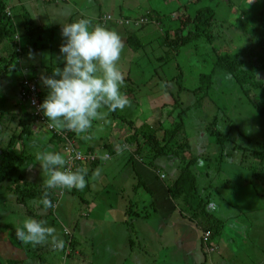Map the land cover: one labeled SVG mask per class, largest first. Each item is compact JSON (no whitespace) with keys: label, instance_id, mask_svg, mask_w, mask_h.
<instances>
[{"label":"rangeland","instance_id":"rangeland-1","mask_svg":"<svg viewBox=\"0 0 264 264\" xmlns=\"http://www.w3.org/2000/svg\"><path fill=\"white\" fill-rule=\"evenodd\" d=\"M7 1H9L10 5L17 6L19 9L20 7L18 5L23 4L26 9H23L22 11L30 10L29 8H32L33 10L31 13L39 24H44L50 21V19L48 20L45 17L38 19L39 13L34 11V7H31L38 4L43 5L39 1ZM70 1L71 0H59L53 4H56V6H62L67 3L70 4ZM248 1L250 0H192V2L189 3V11L194 12L197 8L207 5L214 7L217 10L220 22L217 21L215 33L218 37L216 38L215 44L211 43L207 37H203L189 46L184 48L181 46L182 48H179L176 51L168 46L163 47L162 43L165 36L162 34L165 32L164 28L167 29L170 26L176 28L178 26L180 21L177 17L183 12V9L179 8L182 3L187 2L186 0H80L83 6L78 10L85 14V18L91 19L93 24L106 14H112L114 16V19L110 20L107 28L117 26L118 19L122 18L121 12L123 9H132L126 14L129 18H139V16H143L145 9H154L160 13V16H163V21L161 22L162 25L159 24L160 22L156 16L145 28L139 31L138 36L142 44L145 45L137 51L130 49L126 42L128 35L137 29L135 24H118L120 25L119 30H121V32L117 33L121 36L124 43V50L121 54V59L118 62L120 69L125 76L126 86L122 91H124L129 98L130 106L126 107L124 110H117V116H124L127 120H133L137 127H141L146 121L154 123L156 120L161 119V121L164 122V126L167 128L171 124V121L168 119V113L174 108L172 106L174 104L173 95L180 93L181 86L191 88L190 90L181 93V99L184 106L190 104L194 107L184 116V119L186 121V134L190 140L191 147L193 146L189 157L193 156V158H196L194 167L198 170H200L199 166L201 167V162H203L204 168L201 169L202 172L215 169L218 173V171L223 169L225 165L227 166L228 163H231L228 167L235 170L239 166L238 162H240V159L243 157V154H241L243 152H240L239 150L233 152V143L231 147L230 145H227L224 147V151H222L221 146L217 144L215 138L210 134V138L207 136L205 127L208 124V121L212 119L213 115L217 114L220 109L223 111L222 115L232 116L233 120L240 126L241 131L245 136L240 137L238 131H236V133H238L236 136L239 138V142H245L248 151L257 150L256 145H260V147H258L259 150H264V117L255 110L256 108L251 102L252 98L255 103L263 102L264 104L263 88L254 89L251 94L248 95L242 91L228 72L217 70L215 77L213 78L214 86L206 98L201 99L200 97L202 94L205 95L206 90H203L200 95L199 93L197 95L191 91L193 88L199 86L200 74L202 72L209 73L213 70L214 65L212 55L214 54L215 45H217L219 49H224L225 52L231 50V54L235 55L241 54L243 52V45L250 41V38L237 34V24L235 25V22L239 17L237 8L241 9L246 7V9L250 8L249 10L261 8L260 3L258 5V3L255 2L253 6H250ZM232 3H234V6L237 5L238 7L232 8ZM85 10H88L87 13H84ZM71 12L72 15L70 14ZM71 12L66 11V14H70L71 16L65 24L83 18L80 14L74 11ZM250 14L251 15H246L244 18H246V20L248 18L246 24H249V28L252 27L253 29L254 20H251V16H253L254 13L252 12ZM61 31L62 26H60L59 30H57L54 35H46L43 40L37 38L33 39L31 37H25L20 40L19 42L22 48L27 49V51L29 46H33L34 42L38 44L39 48L33 52H25L22 54L21 58L15 59L11 64L13 67L11 73L2 74L0 71V108L4 109L2 112L4 114V119L6 118L3 120V126H7V128L4 129L10 132V134H12L13 129H16L14 128L15 126L20 130L23 128L19 125L20 121L18 115L20 111H16L15 104H20L21 106L26 104V109L30 115L34 110V107L30 105L29 102L24 103L19 96L22 84L23 92L25 87L30 88L31 84H28L27 82H36L35 78H37L40 89L47 95L48 89L43 85L41 77L51 76L52 72H54L57 67L61 69L63 68V63L60 59V46L65 42V39L62 37ZM257 31L258 34L256 35H264V29L261 30L259 28ZM173 32L174 30H172L169 38L175 37V33ZM233 37L236 38L235 43L232 42ZM12 40L8 39L5 41L4 45L2 44V47L0 48L1 56L4 55L7 57L13 54L14 44ZM42 44H46V46L43 47ZM249 44L256 47V44H253L252 42ZM261 51L262 52L256 54L253 59L255 66L264 69V50ZM159 56H162L166 61L164 62L156 59ZM243 59L245 61L244 64H247L248 58L243 56ZM198 99L199 104L196 107L195 102ZM104 111V118L93 122V127L89 130L90 133L87 134V136L90 137L89 142L92 144H100L102 143L100 141L101 137H108V140L113 143L116 150L120 148L123 149L122 154L114 156V161L117 160L116 169L119 174L112 170L110 164L105 168L106 172L109 174L106 178L103 180L100 178L92 180V187L94 185L98 189L91 191L85 188L80 191V194L85 196V199H88L87 202L82 201L74 194L66 192V195L60 197L55 205V215L53 216L59 220L60 227L73 229L76 223H78V226L81 227L80 229L82 230V226L85 225L86 234L90 236V233L92 232L90 238H93L95 243L99 241L101 245V248L99 249L97 246L95 247V254L96 257H99L100 262L94 263L95 256L92 253L93 249L89 248L90 245L88 242H85L87 252L83 254L79 249L76 250L74 259L71 262L70 259H68L66 264H102L103 259L108 254L106 250L114 246L115 248L118 247L116 251L118 261L114 264H120L121 259L128 255L139 254L136 250L123 249L125 242H127L131 234L128 233L126 239L122 238L126 235L123 231L126 224L124 221H121L123 216H121L122 212H120L126 199L130 202H132V199H136L135 193L133 195V192L140 181V178L134 170L136 169V167L133 166L134 161L129 158V151L131 149L134 150L135 147H122L118 142V139L125 138L129 133L134 132V128L130 127L126 120L123 121L121 120L122 118L117 117L114 112L108 113L106 109ZM180 111L181 108H178L175 113ZM29 117L31 118V116ZM39 128L41 131H34V139H30V137L26 146L28 151H30L31 142L33 145L35 144L34 146L36 147L33 146L32 152H27V156H34V158L36 156V160L38 154L46 148L45 145L52 140V132H50L45 126ZM160 136H163V132H160ZM38 143L40 144V147L36 145ZM50 147L51 145L48 146L47 151L50 150ZM101 152H103V150L99 153L101 154ZM147 153L148 152L143 151L141 154L144 156L143 158L145 159V162L149 161ZM250 159L252 158H248V160ZM161 161H164V159ZM36 162L40 164L38 161ZM109 163L110 162L108 161V164ZM210 165H212L211 168H209ZM171 172L172 171H170L169 168L165 170L168 177L167 180H165L167 185L172 183V179L174 178V174ZM114 174H117V176L115 175L114 177ZM31 175L33 178L38 176L39 180L36 182L40 181L43 183L46 173L43 172L40 165H37L35 172L31 173ZM261 180L264 181V173L262 178H253L250 183L248 182V184H246V190L250 193L246 198V202L249 204L243 202V204H237L235 208H232V206L225 200L219 202V206H221L222 209H225L227 212H232L237 216L232 220L229 228L230 231L234 233L233 238L237 241L236 245L238 247H243L246 253L248 252V258L243 261L242 256H238L237 264H252V257L254 258L256 255L257 258H260L258 257V248L256 247H264V200L263 206H259L261 197L257 199V196L261 192L259 191V186L261 185V190L262 186H264V182H261ZM217 182H220V180ZM254 184H257L258 187L253 188ZM138 190L145 192V188L143 187L138 188ZM254 194H256V196ZM261 194L264 195L263 192H261ZM11 195L14 194L8 189V187H5L3 190L0 189V200L5 197L6 205L11 206V210H6L3 209V205H0V223L2 224L3 222V225H5L10 231L4 234V232L0 230V259L2 262L4 260L25 259L28 264H36L37 259H33L34 256L31 257V252L20 247L15 249V245L12 244V241L9 243L8 235L10 236L9 233L14 230L12 226H15L16 228L20 227L22 224H18V222L20 219L26 218L24 213L21 212L20 207L16 205V202L14 200H8L11 199ZM147 201L149 200L147 199ZM158 201L161 202L160 200ZM258 202L259 205H257ZM93 203H95V207L90 208V205ZM39 212L47 213L41 210ZM168 213L170 215H177L176 211H168ZM159 216L163 215L159 214L154 218H159ZM239 222L246 223V236L251 235V239L253 240L252 244L238 242L240 241V237L244 234L238 227ZM101 223L102 226H100ZM52 226L55 227L57 233V230L59 229L58 222L56 223L54 221ZM137 228L140 229L139 226H137ZM142 232L146 234V231L143 229ZM12 234L13 233H11V237ZM50 242L52 243L51 238L48 240V243ZM137 245L141 246L139 243H137ZM119 249H123V252H120ZM54 252L59 251L56 250ZM67 252H71V250L68 249ZM224 254L226 253L224 252ZM86 259H88V262H83ZM60 260L61 257H57V259H53V262L54 264H60ZM227 260H229V258L216 264L236 263L235 260ZM138 264H140V262H138Z\"/></svg>","mask_w":264,"mask_h":264},{"label":"trees","instance_id":"trees-1","mask_svg":"<svg viewBox=\"0 0 264 264\" xmlns=\"http://www.w3.org/2000/svg\"><path fill=\"white\" fill-rule=\"evenodd\" d=\"M36 1L43 4H38L36 5V8L34 7V11L39 13L38 19H40L42 17H49L46 11L48 9L46 8L57 0ZM186 1L187 2L182 3L179 8L183 9V12L177 17L180 21L178 26L176 28H172L171 26L167 29L164 28L165 32L162 34L165 36L162 43L163 47L168 46L177 51L179 48H182L181 46H183V48L189 46L203 37H207L211 43L215 44L216 38L218 37L215 33V29L217 21L220 22L217 10L214 7L207 5L197 8L192 12L188 10L189 3H191L192 0ZM248 2L250 3V6H253L255 2H257L258 5L260 3L261 8H257L256 10H249V7V9H246V7L241 9L237 8L239 17L237 18L235 25L237 24V34L250 38V41L243 45V52L241 54L235 55L231 54V50L225 52L224 49H219L217 45L214 46V54L212 55L214 65L213 70L209 73L202 72L200 74L199 86L191 90L197 95L198 93L200 95L203 90H206L205 95L202 94L200 96L201 99L206 98L212 91L214 86L213 78L215 77L217 70L228 72L242 91L248 95H250L254 89H264V69L255 66L253 59L256 54L262 52L261 50H264V35H256L258 34L257 30L259 28L261 30L264 29V0H250ZM18 6L20 9L17 6L10 5L7 0H0V48L8 39H13L12 41L14 44V52L11 56L6 57L0 55V71L2 74L11 73L13 70L11 65L12 62H14L15 59L21 58L23 53L33 52L39 48L38 44L34 42L33 46H29L27 51V49L22 48L19 42L20 40L25 37L43 40L46 35H54L60 28L51 24L49 21L44 24H39L31 13L33 10L32 8H29L30 10L22 11L23 9H26L25 6L23 4H19ZM231 6L232 8L238 7L237 5L234 6V3H232ZM252 12L254 13V15L251 16V20H254L253 29L252 27L249 28V24H246L248 18L247 20L244 18L246 15H251L250 13ZM106 15L101 17L99 21H95V24H101L108 27L110 20H113L114 16L111 15V18L107 20L102 19L105 18ZM156 16L160 22L159 24H161L163 16H160V13L154 9H145L143 16L141 15L139 18L122 16L121 19H118V24L130 25L133 23L137 27V29L133 33H130L126 38V42L130 49L137 51L145 45L142 44L138 36L139 31L145 28ZM114 27L115 26L109 29L116 31V28ZM172 30H174L173 33H175V37L169 38ZM235 41L236 38L233 37L232 42L235 43ZM250 42L256 44V47L250 45ZM42 46L44 47L46 44H42ZM243 56L248 58L247 64H244L245 61ZM156 59L164 62L166 61L162 56H159ZM22 87L23 84L19 96L24 95ZM190 89L191 88L181 86L179 94H172L174 97V104L172 106L174 108L168 113V119L171 121V124L167 128L164 126V122H162L161 119L156 120L154 123L146 121L141 127H137L133 120L130 121L124 116H117L118 111L114 112L117 117L122 118L121 120L123 121L126 120L130 127L134 128V132L129 133L125 138L118 139L119 145L122 147H135L134 150L131 149L129 151V158L135 163L139 161V158H142L141 160L145 161L143 158L144 156L141 154L143 151L148 152L147 156L149 159H147L149 161H147V163L157 172L155 173L156 180L167 188L169 196L174 200V203L177 204L173 210L176 211V216L172 214L164 216H168L169 218L167 219L160 216L155 219L154 217L159 215V211L153 197L151 196L153 195V189L148 185L144 177L134 169L137 176L140 178V181L133 192V195L135 193L136 199H132V202L126 199L123 207V213L126 217L124 222L129 229L128 233L131 234L130 238L125 242V246L133 251L136 250L137 252L145 253L147 264H210V256L214 253H219V256L223 257L222 259L220 258L222 261L229 258V260H235V264H237L238 256H242L243 261L248 258V252L246 253L243 247H238L236 245L237 241L233 239L231 243L227 244V250H229L230 255H228V252L224 254L223 250H225V246L223 243L226 239L218 238V236L221 235L220 227L225 224L224 219L229 220L230 218H234V214L222 209L221 206H219V202L225 200L232 206V208H235L237 204H241L242 201L246 200L248 195H250L246 190V184H248V182L250 183L253 178H262L264 173V150H259L258 147H260V145H256L257 150L248 151L245 142H239V138L236 136L238 133L240 137L245 136L241 131L240 126L233 120L232 116L222 115L223 111L220 109L217 114L213 115L212 119L208 121V124L205 127L207 136H209V138L210 135L213 136L217 141V144L221 146L222 151H224V147L227 145H230L231 147L233 143L234 151H232L235 152L236 150H239L240 152H243L241 153L243 154V157L240 159V162H238L239 166L235 170L228 167V165L231 164L228 163L223 169L219 168L221 170H219L218 173L214 168V170H208V172L215 176L209 180L205 179L204 176L207 171L205 170L202 172L201 170H197L194 167L196 158H193V156L189 157L193 146L191 147L190 140L186 134V121L184 116L194 107L190 104L184 106L181 99V93ZM38 95L39 101L42 103L46 97V93L43 92L40 87ZM251 102L254 104L256 108L255 110L264 117L263 102L255 103L252 98ZM198 104L199 99L196 100L195 106L197 107ZM178 108H181V111L175 113ZM5 119L2 108H0V184L8 187V189L14 194L12 195L13 200L16 201V204L20 205L21 212L26 215V218L33 217L37 220H45L49 226H52L54 221L56 223L58 222L59 229L57 230L56 235L64 241V247L58 248L51 242L44 243L45 245H25L16 237L15 233L17 228H14L12 232V243L17 247L31 252V257L34 256L33 259H37V264H54L53 259H57V257H61L60 264H66L68 259H70L71 262L76 255V250L79 249L83 254L87 252L85 247L87 241L84 239L83 234H81V227L78 226V223H76L73 229L60 227L59 220L53 217L55 215L54 208L59 201V198L65 194L59 196L61 194L59 193L60 189H46L44 183L40 181L29 182L26 177L27 173L24 171V166L26 161H28L26 153L28 152L26 148V139L28 138H26L24 134H28L29 131L32 133V129L28 128L24 117H22L19 118V125L23 126V128L18 130V127L15 126L14 128L17 130L13 129L12 134H9L8 131L4 129L6 127L3 126V120ZM63 131L66 133V138L80 141L81 144L85 140L84 136H87V134L90 133L88 132L86 134L77 135L71 131ZM236 131H238V133H236ZM160 132H163L162 137L160 136ZM55 138L59 139V143L62 144L61 136L55 134ZM20 139H24V150L26 151L23 150L22 154L14 150L15 144ZM100 141L102 143L99 145L103 150V153H109L111 155L117 154L118 150H116L113 143L108 140V137H101ZM81 146L84 149L86 160L80 162L77 168L86 167L88 169V175L86 177L87 186L85 188L91 191L96 190L97 188L94 185L92 187V180L95 177L93 173L96 169H100V179L108 176L109 174L101 167L104 166L107 159L99 153V150L94 143L92 144L89 142V138L87 143L84 142V145ZM47 149L48 148H44L43 151H47ZM61 150L62 145H58L53 149V151L56 152ZM248 158L252 159L248 160ZM162 159H164V161H161ZM135 163L133 166L136 165ZM211 166L212 165H210L209 168H211ZM168 168L172 171L171 173L174 174V178L172 179V183L167 185L165 180H167L168 177L165 170ZM219 180L221 184L220 182H217ZM261 182L264 181L261 180ZM140 187L145 188V192L139 191L138 188ZM256 187H258L257 184H254L253 188ZM259 187L260 191L261 185ZM263 188L264 186H262L261 192L264 193ZM45 191H48V198L51 199L54 205L53 208H45L40 203ZM66 191L78 196L84 202L88 201V199H85V196L80 194V190L72 189L69 191L66 189ZM261 192L257 196V199L261 197V201H263L264 195L261 194ZM147 199L150 203H148L149 201H147ZM36 203H38V205ZM40 210L47 213H41L39 212ZM153 219L157 220L159 223L157 227L153 225L151 227L156 233L151 234L150 230H146V237L144 235L142 236V234L139 233L137 226L140 227L142 224L146 225V228H149L148 224L152 223L151 220ZM206 233H209V236H207ZM91 234L92 232L90 233V236ZM165 236L167 237V240H170L171 242L176 239L185 241L196 238L197 247L193 250H186L178 244L171 245L169 242L162 241ZM238 242L241 243V241ZM88 243L90 245L89 248L93 249L92 253L96 256L95 247L97 246L98 249L101 248L100 243H95L93 238ZM137 243L141 246H138ZM261 247L262 248H258V250L263 254L264 247ZM68 249H70L71 252H67ZM56 250L59 252H54ZM111 253L112 252L110 251L108 255ZM167 254L170 257L172 255L177 261L168 257ZM161 255L164 257L161 258ZM16 262L17 261H11L10 263L14 264ZM83 262L88 261L84 260ZM96 262L97 261L95 260L94 263ZM107 264L110 263L108 262Z\"/></svg>","mask_w":264,"mask_h":264},{"label":"clouds","instance_id":"clouds-1","mask_svg":"<svg viewBox=\"0 0 264 264\" xmlns=\"http://www.w3.org/2000/svg\"><path fill=\"white\" fill-rule=\"evenodd\" d=\"M61 34L65 39L60 46L63 68L57 67L51 76L41 77L43 85L48 89L46 97L42 103L40 102L46 123L35 117V109L31 115L29 112L18 115L19 118L24 117L28 128L31 125L26 121V115L31 116L29 120L38 123L39 127L45 126L52 132L51 139L62 145L64 155L56 151H42L36 160L47 174V179L43 182L45 188L60 189L59 196L68 192L66 189L84 190L88 175L86 167L77 168V164L72 169L68 166V153L65 147L72 143L80 150L84 151V149L80 141L66 138L63 130L77 135L86 134L93 127L94 121L104 118L105 109L108 113H112L130 106L129 98L122 91L126 86L125 76L118 63L124 50L121 36L104 25L93 24L89 18L62 24ZM35 79V83L39 86L38 79ZM20 97L24 103L28 102L24 95ZM22 106L26 107V104ZM55 134L62 137V144L55 138ZM84 138L90 137L84 136ZM97 149L99 152L102 150L98 147ZM118 151L123 149L120 148ZM101 154L107 160L112 158L109 153L101 152ZM106 154H109L108 158L105 157ZM100 174V169H96L93 173L95 177H99ZM40 203L45 208L54 207L51 199L48 198V191L43 193ZM15 234L25 245L44 244L51 238L56 247H64V241L56 235L55 227L49 226L45 220L28 217L16 229Z\"/></svg>","mask_w":264,"mask_h":264},{"label":"crops","instance_id":"crops-1","mask_svg":"<svg viewBox=\"0 0 264 264\" xmlns=\"http://www.w3.org/2000/svg\"><path fill=\"white\" fill-rule=\"evenodd\" d=\"M70 4H66V5H62V6H59V5H57L56 6V4H50V6L48 7V8H46V9H48V10H46L47 11V13H48V15H49V17H47L46 19H50V21L49 22H52L51 24H53V25H55V26H58V27H60V26H62V24H65V22H67L68 21V19H69V17L72 15V12L71 11H74V12H76V13H78V14H80L81 15V17H83V18H85V14H83V13H81V11H79L78 9L80 8V7H82L83 5H82V2H80V0H71L70 2H69ZM31 7H36V6H31ZM132 9H126V10H122V14H121V16H126V14L127 13H129V11H131ZM66 11H70L71 13V15L69 14V15H67L66 14ZM87 11L88 10H85V12L84 13H87ZM112 15V14H111ZM120 17V16H119ZM120 24V23H119ZM119 26L120 25H118L117 24V26L116 27H114V28H116V31H118L119 33L121 32V30H119L120 28H119ZM113 28V29H114ZM32 67H34L33 65H31ZM16 69H18V68H16ZM27 76V75H26ZM17 100V99H16ZM15 109H16V111H20L19 113H25V112H28L27 111V109H26V107L25 106H18L17 104H15ZM27 116L28 115H26V121H28V123H29V125H31V126H29V128L30 129H32V133L29 131V133L27 134V133H25L24 134V136L26 135V138H28V139H26L27 140V143H28V141H29V138L30 139H34L33 137H35L34 136V131L36 132L37 130H40V128H39V124L38 123H35V121H33V120H29L30 119V117L28 116V118H27ZM41 131V130H40ZM29 136V137H28ZM23 140L24 139H20L19 141H17V143L15 144V146H14V150L16 151V152H18V153H20V154H22V152H23V150H24V142H23ZM85 140H86V138H85ZM84 140V142H86L87 143V140L85 141ZM84 142H82V144L81 145H84ZM30 143V142H29ZM39 144V143H38ZM38 144H36L38 147H40V144L38 145ZM48 144L49 145H51V147L49 148L50 150L49 151H53V149L54 148H56L57 146H58V144L53 140V138H52V140H50L49 142H48ZM48 144H46L45 145V147L46 148H48ZM35 145V144H34ZM33 143L31 142V144H30V151H28V149H27V151L28 152H32V148H33ZM94 145H95V143H94ZM99 144H96V146L98 147V148H101L100 146H98ZM34 147H36V146H34ZM60 147V146H59ZM96 147V148H97ZM116 148V147H115ZM25 151V150H24ZM26 152V151H25ZM27 153V152H26ZM59 153H61V154H63L64 155V152H63V150H61V151H59ZM117 154H122V151H118L117 152ZM117 154H115V155H117ZM115 155H112V158L110 159V160H107L106 161V163L104 164V166H101L104 170H105V172H106V169L105 168H107V166H109L110 164V166H112V170H114L115 171V173H117V174H119L118 173V170L116 169V164H117V160H115L114 161V156ZM28 157V162L26 161V165H25V170L24 171H26V173H27V180L29 181V182H36L37 180H39V177L38 176H36L35 178H33V176L31 175V173H33V172H35V170H36V166L37 165H40V164H38L35 160H36V156H35V158H34V156H27ZM142 159V158H141ZM140 158H139V161L137 162V163H135L136 165H135V167H136V170L143 176V177H145L144 179L148 182V185L153 189L152 190V197H153V200H154V202L156 203V207H157V209H158V211H159V214H162L163 216H160V217H162V218H167L170 214L168 213V211L170 212V211H173L174 210V208H175V206H177V204L176 203H174V200L169 196V194H168V191H167V188L164 186V185H162L160 182H158L157 180H156V178H155V176H156V174L155 173H157L156 171H154L153 169H152V167L150 166V165H148V163L147 162H145L144 160L142 161ZM108 161L110 162L109 164H108ZM166 161V160H165ZM203 162H201V167L199 166V169L201 170L202 168H204L203 167ZM41 166V165H40ZM114 168V169H113ZM198 170V169H197ZM199 170V171H200ZM117 174H114L113 176L115 177V175L117 176ZM213 176H215L214 174H211L210 172H208L207 171V173H206V175L204 176L206 179H210V178H212ZM100 177V176H99ZM99 177H95L94 178V180H97V179H99ZM102 177V176H101ZM107 177V176H106ZM106 177H102L101 179L103 180L104 178H106ZM47 179V174H46V176H45V178L43 179V182H44V180H46ZM107 182V181H106ZM5 188V186L4 185H2V184H0V189H4ZM98 189V188H97ZM102 189H103V187H102ZM263 190H264V188H263ZM260 191H262V190H260ZM65 195H66V193H65ZM255 196H256V194H254ZM8 200H13V196L11 195V199H8ZM158 200H160L161 202H159ZM262 200V199H261ZM264 200V199H263ZM16 202V201H15ZM240 202H241V200H240ZM243 202L244 203H248V202H246V200H244V201H242L241 202V204H243ZM148 203H150V201L148 202ZM37 205H38V203H36ZM249 204V203H248ZM0 205H3V209H10L11 210V206H9V205H6V200H5V197H3L1 200H0ZM18 207L20 206L19 204H16ZM257 205H259V202H258V204ZM259 206H263V201H260V205ZM95 207V203H93L92 205H90V208H94ZM123 207H124V205H122V210L120 209V212H122V215L121 216H123L122 217V219H121V221H124V219L126 218L125 216H124V213H123ZM12 211H14V210H12ZM15 212V211H14ZM166 213H168V214H166ZM166 215H168L167 217H164V216H166ZM25 217H26V215H24ZM237 216L234 214V218H236ZM1 218V217H0ZM234 218H230L229 220H227V219H224V222H225V224L222 226V227H220V229H221V235L220 236H218V238H223L225 241H224V243H223V245L225 246L224 248H225V250H223L225 253H227L228 252V255H230V253H229V250H227L228 249V246H227V244L228 243H231V241H232V239H234L233 238V236H234V233L232 232V231H230V224H231V222H232V220H234ZM23 219H25V218H23ZM23 219H20V221L18 222V224H22V221H23ZM2 221V220H1ZM151 222L152 223H150V224H148L149 225V228H146V225H140V229H138L139 230V233L140 234H142V236L144 235L145 237H146V235L142 232V229L143 230H150L151 231V234H154V233H156L155 232V230L153 229V228H151L152 227V225L153 226H155V227H157V225L159 224L158 223V221L157 220H155V219H153V220H151ZM4 223L2 222V224L0 223V230L2 231V232H4V234H6V232L8 233V232H10L9 231V229H7V227L5 226V225H3ZM9 224H11V223H9ZM100 226H102V223L100 224ZM13 228H16L15 226H12ZM238 227H239V229L241 230V232H243L244 234L240 237V241L241 242H246L247 244H252L253 243V240L251 239V235H247L246 236V232H245V228L247 227V225H246V223L245 222H243V223H240L239 222V225H238ZM12 228V229H13ZM84 230H86V227H85V225H83L82 226V232H81V234H83V236H84V239L87 241V242H89V241H91L92 240V238H90L91 236H88L87 234H86V231H84ZM128 227L125 225V229L123 230L124 232H125V236L124 237H122L123 239H126L127 238V235H128ZM142 233H141V232ZM12 233V232H11ZM11 233H9L10 234V236L8 235V239H9V243H11V241H12V238H11V240H10V237H11ZM146 233H147V231H146ZM248 237H249V239H248ZM163 238V237H162ZM87 239H89V240H87ZM235 240V239H234ZM163 242H169L171 245L172 244H178V245H180L181 247H183L184 249H191V250H193L194 248H196L197 247V241H196V238H192V239H188V240H185V241H182V240H180V239H176V240H174L173 242H171L170 240H167V237L165 236L164 238H163V240H162ZM94 242H95V240H94ZM96 243H99V241L98 242H96ZM13 244V243H12ZM169 244V245H170ZM122 246H123V244H122ZM14 248L16 249L17 248V246H14ZM19 248V247H18ZM130 249L129 247H126V246H124V248L123 249ZM256 248H262L261 246H258V247H256ZM117 249H118V247H116L115 248V246L114 247H111V248H108L107 250H106V252H108V254L110 253V251L112 252L110 255H108L107 254V256H105V258L103 259V263L102 264H107L108 262L110 263V264H114L115 262H117L118 261V257H117V254H116V251H117ZM123 249H119V251L120 252H123ZM129 251V250H128ZM139 254H131V255H128V256H126L125 258H122L121 259V262H120V264H138V262H140V264H147V262H146V260H147V257H146V254L145 253H142V252H138ZM260 254V255H259ZM100 256V255H99ZM132 256H134V257H132ZM167 256L168 257H170L168 254H167ZM263 254H261L260 252H259V250H258V257H260V258H257L256 257V255H255V257L253 258H251V262H252V264H264V262H263ZM162 257H164V256H162L161 255V258ZM171 259H173V260H175V258L171 255V257H170ZM223 258V257H221V256H219V253H214V254H212L211 256H210V264H216V263H218V262H220V260ZM86 260H88V259H86ZM95 260L97 261V262H100L99 261V257H96L95 256ZM245 260V259H244ZM11 261H17L16 263H14V264H28V262L27 261H25V259H21V260H19V259H17V260H7V261H1V259H0V263L1 264H11L10 262ZM175 261H177V259L175 260ZM222 261V260H221ZM125 262V263H124ZM36 264H37V262H36Z\"/></svg>","mask_w":264,"mask_h":264},{"label":"built area","instance_id":"built-area-1","mask_svg":"<svg viewBox=\"0 0 264 264\" xmlns=\"http://www.w3.org/2000/svg\"><path fill=\"white\" fill-rule=\"evenodd\" d=\"M110 18H111V15H106L104 19L107 20ZM27 83L31 85H30V88L25 87V89L23 90L24 98L34 107L35 117H37V119H39L41 122L46 123V118L43 115L42 110L40 108L41 103L39 101L38 86L35 85L36 84L35 82L33 83L27 82ZM49 127H50V124H49ZM50 129L52 128L50 127ZM65 149L67 150V153H68V157H67L68 166L71 167L72 169H74L76 165L79 164L80 162H83L86 160L85 152L80 150L78 147L74 146L72 143H69L67 147H65ZM105 157L108 158L109 154H106ZM206 235L209 236V233H206Z\"/></svg>","mask_w":264,"mask_h":264}]
</instances>
